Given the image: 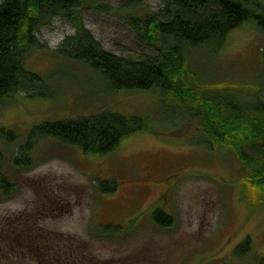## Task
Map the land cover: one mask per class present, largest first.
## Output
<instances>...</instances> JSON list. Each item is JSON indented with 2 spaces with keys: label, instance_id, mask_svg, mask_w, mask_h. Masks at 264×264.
I'll use <instances>...</instances> for the list:
<instances>
[{
  "label": "rangeland",
  "instance_id": "obj_1",
  "mask_svg": "<svg viewBox=\"0 0 264 264\" xmlns=\"http://www.w3.org/2000/svg\"><path fill=\"white\" fill-rule=\"evenodd\" d=\"M164 7L165 0H144L145 13L160 15ZM82 20L118 55L157 52L118 15L84 11ZM74 33L57 18L36 34L43 48L23 51L25 69L49 77L52 98L21 91L0 105V128L18 136L16 144L0 143L3 172L14 185L9 197L0 192V264H259L264 195L246 186L234 151L200 131L195 106L164 100L157 90L112 92L98 71L59 57L56 50ZM187 59L198 92L227 91L248 106L264 101V28L256 22L233 30L219 48L188 50ZM103 110L145 118L152 131L106 156L46 138L31 151V167L15 165L33 127ZM100 181L116 183V191L102 192ZM156 210L173 225H156ZM247 239L249 252L237 256Z\"/></svg>",
  "mask_w": 264,
  "mask_h": 264
},
{
  "label": "trees",
  "instance_id": "obj_2",
  "mask_svg": "<svg viewBox=\"0 0 264 264\" xmlns=\"http://www.w3.org/2000/svg\"><path fill=\"white\" fill-rule=\"evenodd\" d=\"M84 11L124 18L138 41L156 47V54L136 59L107 50L83 23ZM57 18L75 28V33L66 36L56 50L59 57L98 71L112 92L157 90L164 100L195 106L193 117L199 120L200 131L218 146L231 148L247 171L246 186L264 195V101L248 106L227 91L206 95L204 91L198 92L187 59L190 49L223 46L230 33L246 22L253 21L264 28V0H165L160 15L145 13L144 0H116L115 4L109 0H2L0 105L21 91L31 99L54 96L49 77L25 69L23 51L43 48L36 34ZM151 131L145 118L111 110L46 120L32 128L14 162L16 166L31 167V151L46 138L80 147L86 155L106 156L123 141ZM17 142L14 130L0 128V143ZM3 158L0 147V192L9 197L14 185L3 172ZM99 186L104 193L112 194L117 189L116 183L108 186L100 181ZM152 219L161 227L174 222L163 210L154 211ZM103 228L105 233L114 229ZM250 248L247 239L235 253L245 256ZM259 264H264V257Z\"/></svg>",
  "mask_w": 264,
  "mask_h": 264
}]
</instances>
